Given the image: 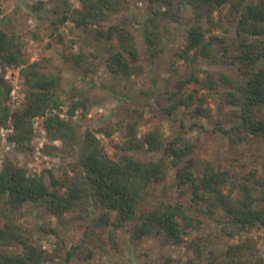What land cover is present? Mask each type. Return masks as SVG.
I'll use <instances>...</instances> for the list:
<instances>
[{
  "label": "trees",
  "instance_id": "1",
  "mask_svg": "<svg viewBox=\"0 0 264 264\" xmlns=\"http://www.w3.org/2000/svg\"><path fill=\"white\" fill-rule=\"evenodd\" d=\"M54 1L57 7L53 11L61 10L50 20L54 29L70 20L75 28L86 30L93 27L97 35L115 42L103 60L104 67L112 75L140 73L142 63L151 62L162 50L165 33L158 20L180 22L170 8L171 0H148L150 4L143 22L126 15L130 0H78V7H74L70 0ZM157 1L166 8L161 10L155 5ZM185 1L194 12L188 21L184 46L174 52L175 58L194 63L199 56L214 60L220 55L225 63L236 64L233 73H220L217 79L208 73L203 83L214 92L223 85L224 102L233 108L236 118L235 124L227 128L216 122L213 130L230 143L252 145L264 142V40L259 38L264 35V0ZM226 4H230L236 13L235 37L229 40L211 31L206 35L202 8L213 11ZM47 11L44 1L39 0L27 9L26 14L38 21ZM117 14L121 16L115 18ZM4 20H11V15H6L1 20L2 24ZM208 21L211 22L210 19ZM2 24L0 126L10 118L11 131L7 138L22 146L32 137L33 117L47 115L43 121L45 136L51 140L58 139L67 147L62 150L74 151L76 160L69 172L64 171L57 176L50 170L31 174L10 158L1 159L0 248L16 246L19 250L1 249L0 264H44L56 257L69 264L76 250L84 247L87 239L91 242L95 228L104 225L125 229L132 240L152 232L164 244L186 243L192 254L180 264H264V257L255 253L256 244L249 235L255 227L264 228V159L260 169H243L239 175L231 174L229 168L222 167L220 163L218 166L208 158L196 161L193 152L198 145L187 135L195 124L187 125L181 119H172L174 127L171 134L164 133L162 120L165 115L170 118L171 110L178 106L192 108L194 93H183L182 88L191 81H198L197 77L191 74L176 83L177 88L173 91L176 101L166 113L145 117L146 103L130 108L134 118L119 121L122 143L115 144L119 152L117 157H112L104 149L97 133L110 136L113 130L102 126L94 130L85 129L81 141L77 142L72 121L59 115L64 102L58 92L62 81L60 71L45 72L38 61L28 62L23 55V42ZM96 58L95 53L83 46L68 56L72 64L83 72L96 71ZM10 65L20 66V82L25 88L24 104L15 111H10L6 104L11 84L3 72L4 67ZM68 95L67 115L70 116L75 110L88 112L99 99L91 95V87L70 85ZM50 111L55 112L47 113ZM191 113L193 116L206 114L199 106ZM143 120H146L147 127L139 134V124ZM47 148L48 145L44 144V149ZM141 150L150 152L151 156L143 158L134 154ZM169 166L175 169L176 197L153 208L145 207L142 205L143 191L154 183L162 182ZM27 202L36 210L43 209L53 215L59 222L66 219L67 211H79L78 218L86 220L81 242L66 248L55 226L48 227L39 222L41 232L56 238L53 252L47 253L34 240L33 229L16 220L15 211ZM94 203L101 210L98 214H95ZM203 217L217 225L213 239L208 233L194 235L186 241L184 236L197 229ZM225 237L236 240L224 250L204 253L203 248L212 240ZM82 250L86 252L82 253L84 258L93 254L91 248ZM204 257L206 260L201 263ZM195 259L200 263H195Z\"/></svg>",
  "mask_w": 264,
  "mask_h": 264
},
{
  "label": "rangeland",
  "instance_id": "2",
  "mask_svg": "<svg viewBox=\"0 0 264 264\" xmlns=\"http://www.w3.org/2000/svg\"><path fill=\"white\" fill-rule=\"evenodd\" d=\"M39 0H0V25L1 20L6 15H11V20H4L2 27L9 32H14L23 42V55L28 62L38 61L41 69L45 72L60 71L62 81L58 87V92L63 99V105L59 115L72 121L76 133L77 142L81 141L85 129L94 130L98 126L112 129L113 134L106 136L97 133L104 149L112 156L117 157L119 148L115 144H121L122 138L118 123L120 120H131L130 108L146 103L145 117L149 114L158 116L166 113L169 106L176 101L173 91L176 90V83L189 75H194L199 80L187 83L183 88V93H194L192 108L178 106L171 110V116L163 117V130L166 135H170L174 124L172 119L183 120L187 125L195 124V127L187 131L188 137L197 143L193 156L196 161L208 158L219 163L222 167L229 168L232 173L239 175L243 169H260L264 159V142L246 145L243 143H230L223 138L217 130H213L214 124L219 122L222 127L227 128L236 122L233 115V108L224 102L222 95L223 85L217 91L207 89L204 81L208 73L213 74L216 79L220 73L230 74L235 70V63H225L218 55L214 60L200 57L194 63H186L183 59L176 57L175 51L183 48L186 38L188 21L193 16V9L185 0H171L170 8L178 15L179 23L176 21L158 20L159 25L164 29L162 39V50L151 62L142 63V71L138 74L124 76L121 74L112 75L104 67L103 60L114 45L113 40L100 37L95 33L93 27L86 30L75 28L70 20L64 24H58L56 29L50 23L51 19L57 17L61 10L53 11L57 7L54 0H43L48 9L47 14L42 19L35 21L34 18L26 14L27 9ZM74 7L79 6L78 0H70ZM148 0H130V6L126 15L134 17L140 22L147 17ZM156 6L161 10L166 6L157 1ZM17 9V11H16ZM202 24L206 30V35L210 33L223 35L232 40L236 33V13L230 4H226L216 10L208 11L207 7L202 8ZM120 14L114 17H120ZM210 19L211 22L208 21ZM106 26V25H105ZM33 36V34H35ZM57 33H60L59 37ZM264 40V35L259 36ZM79 46L90 50L97 55L95 61L98 67L95 72H83L72 64L68 56L73 55ZM229 61V60H228ZM20 66H5L4 77L11 84L10 97L6 104L10 111L20 109L25 101V88L20 82ZM1 71V69H0ZM91 87V95L98 96V101L91 106L88 112L75 110L74 114L67 115V105L70 101L68 91L69 86ZM194 91V92H193ZM199 106L205 111V116H193L191 111ZM121 107V108H120ZM50 111L47 113H54ZM47 115H36L32 119V137L25 145L19 146L14 141L7 138L11 131V119L0 126V161L8 157L17 164L24 166L28 173L38 174L48 170L59 176L64 171L69 172L71 165L76 160L74 151L62 150L64 145L58 139H48L45 136L43 121ZM146 119V118H145ZM143 120L139 124V134L146 129L147 123ZM44 144L48 145L47 150ZM52 147L54 149H52ZM67 147H65L66 149ZM135 155L148 158L151 153L148 151H136ZM176 197L175 190V169L171 166L167 169L165 179L160 183H154L147 187L142 193V205L153 208L161 202L171 201ZM95 214L101 212L98 205L94 203ZM79 211H67L66 219L58 221L53 215L43 209L36 210L33 204L27 202L15 211L16 220L23 226L33 229V238L37 244L42 246L47 253H52L55 248L56 238L52 235L41 232L38 228L39 222L49 226H55L63 238L66 248L81 242L83 230L86 224L85 219L78 218ZM1 222V219H0ZM215 221L203 217L197 229H193L184 236L188 241L194 235H206L216 231ZM256 244V254L264 257V228L255 227L249 233ZM111 237H114L112 240ZM91 242L86 240L84 247L78 248L70 260L69 264H118L121 262L129 264H180L191 254L192 250L183 245L164 244L162 240L149 233L140 239L128 238V232L123 229H114L110 225L95 228ZM235 238L214 239L208 246L203 248L205 254L210 250L221 251L229 243L235 242ZM114 241V242H113ZM116 242V244H115ZM85 247L91 248L93 254L83 257ZM9 251H18L19 247H1ZM82 251V252H81ZM79 253L81 255L79 256ZM204 257L201 263H204ZM200 263L199 260H194ZM44 264H65L63 258L56 257Z\"/></svg>",
  "mask_w": 264,
  "mask_h": 264
}]
</instances>
